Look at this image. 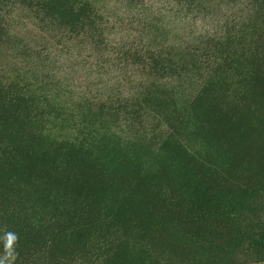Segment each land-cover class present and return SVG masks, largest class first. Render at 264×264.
<instances>
[{"label": "rangeland", "instance_id": "obj_1", "mask_svg": "<svg viewBox=\"0 0 264 264\" xmlns=\"http://www.w3.org/2000/svg\"><path fill=\"white\" fill-rule=\"evenodd\" d=\"M88 1L0 0L5 177L35 160L20 198L45 178L48 208L85 201L99 247L145 264H264V0Z\"/></svg>", "mask_w": 264, "mask_h": 264}, {"label": "trees", "instance_id": "obj_2", "mask_svg": "<svg viewBox=\"0 0 264 264\" xmlns=\"http://www.w3.org/2000/svg\"><path fill=\"white\" fill-rule=\"evenodd\" d=\"M88 3V0H39L37 8L41 11V14H44V12L52 10L53 6H59L60 12L58 13L62 16L70 6L73 8L76 5L87 7ZM233 50H235L233 46L229 47V53H232ZM194 51L196 54L201 52L203 55L210 52L208 49H200L199 47L195 48ZM211 56L213 55L211 54ZM13 152L14 150H9L0 141L1 255H5L3 236L6 232H12L18 237L17 242L13 245L16 254L13 264H63V255L69 250L81 254V256L76 255V257L91 258L93 260L95 258L96 261L105 257L106 259L109 258L113 264H145L146 260H143L141 256L135 253L131 254L130 257V252L121 247L120 238L102 248L99 247V244L96 243L99 238L96 234L98 229L97 220L90 212L81 211L78 213L74 210L79 202L85 201L78 200L79 202H73L72 208L74 209L72 211L64 210L63 213L57 210L60 208L58 205L48 208L45 203L48 202L52 206L56 200H53L49 196L45 198L44 188L47 185L45 178L42 177L40 186L36 192L39 193L36 194V202H26L20 198L21 193L24 192L22 190L24 189V180L27 178L32 179L33 177L32 174L34 173L32 171L35 160H32L26 166L21 176L17 174L7 179L5 174L9 171L7 167L8 162H10V156L16 157L13 156ZM40 158H43V160L39 166L46 170L48 176L53 173L57 177H63L64 180L59 184L64 187L72 183V178L70 179L71 172L63 168L64 166H62L61 161L56 156L45 155ZM34 159H38V157ZM4 177L7 180L6 188L2 187L1 182V180H4ZM5 205L6 210L3 209ZM90 205L89 203L86 206V211L89 207H92ZM25 213H30L32 216L38 215L39 217L37 216L31 220V218L28 217V219L25 216ZM199 224H196V226ZM188 226H193V223L191 222ZM23 256L24 258H22Z\"/></svg>", "mask_w": 264, "mask_h": 264}, {"label": "clouds", "instance_id": "obj_3", "mask_svg": "<svg viewBox=\"0 0 264 264\" xmlns=\"http://www.w3.org/2000/svg\"><path fill=\"white\" fill-rule=\"evenodd\" d=\"M18 237L15 233L6 232L3 236L5 255L0 257V264H13L16 254L13 245L17 242Z\"/></svg>", "mask_w": 264, "mask_h": 264}]
</instances>
